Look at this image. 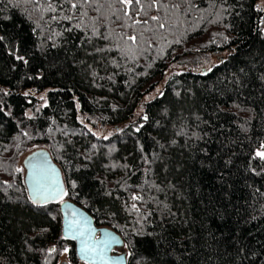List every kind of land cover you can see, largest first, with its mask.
<instances>
[{
    "label": "trees",
    "instance_id": "obj_1",
    "mask_svg": "<svg viewBox=\"0 0 264 264\" xmlns=\"http://www.w3.org/2000/svg\"><path fill=\"white\" fill-rule=\"evenodd\" d=\"M39 146L128 264H264V0H0V264H79Z\"/></svg>",
    "mask_w": 264,
    "mask_h": 264
},
{
    "label": "water",
    "instance_id": "obj_2",
    "mask_svg": "<svg viewBox=\"0 0 264 264\" xmlns=\"http://www.w3.org/2000/svg\"><path fill=\"white\" fill-rule=\"evenodd\" d=\"M24 182L30 199H37V189L51 193L50 198L36 204L60 201L62 236L75 242L82 264H128L125 241L121 234L107 225H98L93 215L81 204L67 198L63 170L45 146L32 149L22 159ZM62 195H56L61 192ZM84 242L93 249L85 253Z\"/></svg>",
    "mask_w": 264,
    "mask_h": 264
},
{
    "label": "rangeland",
    "instance_id": "obj_3",
    "mask_svg": "<svg viewBox=\"0 0 264 264\" xmlns=\"http://www.w3.org/2000/svg\"><path fill=\"white\" fill-rule=\"evenodd\" d=\"M198 57H192V56H185L183 58L180 59V63L179 62H176V63H172L170 65V67L168 68V70L166 71L165 75L163 76V78L161 79V81L156 85V87L150 92V95H154L155 93L159 92V89L160 87L162 86V84L164 83V81L166 80L168 74L170 73V71L172 70H180V69H183V68H194L197 63V61L195 62V60L197 59ZM203 58V57H202ZM204 59V58H203ZM206 59H204L205 61ZM200 64H202V62H199ZM204 65V64H203ZM202 66V65H201ZM30 113V111H29ZM25 155H23L24 157ZM23 159V158H22ZM22 159H21V162H22ZM23 166V165H22ZM24 169V168H23ZM64 263H68L70 264L69 262V259H68V255H67V251L64 250L62 253H61V256L57 262V264H64ZM81 264V263H79Z\"/></svg>",
    "mask_w": 264,
    "mask_h": 264
},
{
    "label": "snow or ice",
    "instance_id": "obj_4",
    "mask_svg": "<svg viewBox=\"0 0 264 264\" xmlns=\"http://www.w3.org/2000/svg\"><path fill=\"white\" fill-rule=\"evenodd\" d=\"M85 2H86V0H85ZM117 2H118V3H121V4H124V5L127 6V5H131V4L133 3V0H117ZM139 2H140V0H135V3H136V4H139ZM71 7H72V8H76V7H77V4L72 3V4H71ZM49 8L52 9L53 11H55V9L52 8L51 3H49ZM152 19H153V20H158L159 17H152ZM137 23H141V21H137ZM161 27H163V25H161ZM130 39H131V40H135L136 37H135V36H132V37H130ZM18 58H19V57H18ZM145 119H146V117H145ZM257 155L260 156L261 158H264V152H258ZM62 194H63L62 191L56 193V195H62ZM50 195H51V193H47V194H46V193L41 192L40 189H37V197H38V198H37V199H34V200H33V203H39V202H41V201L46 202V201L50 198ZM132 199H133V200H138V199H142V197L133 196ZM135 207H136V206L133 205V208H135ZM82 250H83L85 253H88V252L92 251L93 249L87 244V242H84V247H83Z\"/></svg>",
    "mask_w": 264,
    "mask_h": 264
},
{
    "label": "flooded vegetation",
    "instance_id": "obj_5",
    "mask_svg": "<svg viewBox=\"0 0 264 264\" xmlns=\"http://www.w3.org/2000/svg\"><path fill=\"white\" fill-rule=\"evenodd\" d=\"M83 262L81 261V264H82ZM64 264H68V263H64Z\"/></svg>",
    "mask_w": 264,
    "mask_h": 264
}]
</instances>
